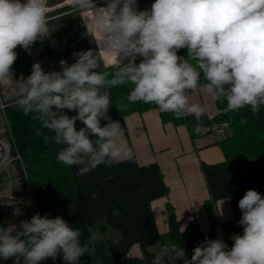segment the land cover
Wrapping results in <instances>:
<instances>
[{
    "label": "clouds",
    "instance_id": "obj_1",
    "mask_svg": "<svg viewBox=\"0 0 264 264\" xmlns=\"http://www.w3.org/2000/svg\"><path fill=\"white\" fill-rule=\"evenodd\" d=\"M74 4L76 10L94 11L103 48L116 55L113 70L97 71L101 61L92 50L73 52L70 65L61 59L60 71L46 72L34 63L15 90V105L53 133L37 130L45 143L62 146L56 159L76 166L77 175L133 156L126 142H118L124 130L109 115L110 88L132 86L117 111L137 102L154 104L178 120L194 117L197 134L205 130L207 111L190 102L198 88L226 101L225 115L245 107L255 115L264 107V0H154L148 10H139L137 0H105L99 8L94 0ZM48 13L47 0H0V82L12 81L18 46L31 55L33 45L48 37L50 22L60 19ZM181 49H187L186 57L178 55ZM77 121L83 125L79 130ZM238 207L243 234L231 235L230 249L221 238L206 237L189 259L185 248L169 242L151 264H166L169 256L183 264H264V196L247 190ZM87 231L82 241V231L62 217L37 213L18 226L0 227V260L41 264L62 257L65 264H80L95 251L97 232L91 226Z\"/></svg>",
    "mask_w": 264,
    "mask_h": 264
},
{
    "label": "trees",
    "instance_id": "obj_2",
    "mask_svg": "<svg viewBox=\"0 0 264 264\" xmlns=\"http://www.w3.org/2000/svg\"><path fill=\"white\" fill-rule=\"evenodd\" d=\"M60 19L53 20V29L43 43L44 58L60 71L59 61L73 60L72 53L81 50H92L98 53L101 68L97 71H112L106 67L95 38L92 34L82 33L79 28L78 15L69 7L60 8L57 13ZM67 13V15H63ZM60 42V43H58ZM56 43V45H52ZM18 56L13 65V73L17 77L29 76L35 63L31 55L21 47L15 49ZM187 56V49L178 52ZM75 62V61H74ZM140 58L137 59V63ZM131 85H122L108 89L112 95L109 115L114 121H122L135 112L157 110L154 104L137 102L129 104L126 111H117L119 101L127 96ZM1 99V98H0ZM16 98L3 103L5 115L13 134V154L21 155L23 163L17 162L21 183L24 188L30 186L40 208V215L52 218L62 217L72 227L82 231L81 240H87L91 226L97 232L95 251L91 256L84 255L80 264H151L155 254L146 246L149 242H158L160 246L169 242L185 248L190 259L195 248V237L192 230L180 232V224L170 212V230L161 235L152 212V202L167 195L168 189L164 177L157 164L139 165L136 158L121 160L111 166L99 165L85 175H77L76 166L64 165L56 159L60 145L45 143L43 135H53L42 128L33 115L25 116L15 105ZM126 104L128 103L125 99ZM218 114L213 118L203 116L204 129L212 133L216 126L227 124L231 135L219 141L225 161L217 165L202 164L210 193L214 200L228 199L236 204L247 190H256L264 196V107L253 115L250 107L238 112L222 114L226 101H216ZM0 104H2L0 100ZM158 111V110H157ZM69 116L75 112L65 110ZM159 112V111H158ZM162 122L174 125H186L193 137V126L197 123L194 117L175 119L172 113L159 112ZM244 120L246 122L242 123ZM101 121V124H106ZM77 129L83 127L77 121ZM93 139H95L93 137ZM43 186L46 187L43 190ZM237 225V224H236ZM0 227L6 229L4 212L0 209ZM238 227V225H237ZM233 228V231H235ZM114 233V234H113ZM234 234H237L234 232ZM115 240L107 239V236ZM229 238V249L233 241ZM142 246L143 259H131L129 252L132 246ZM166 264H182L171 256L166 257ZM1 264H15V258L8 261L0 260ZM23 264V262H21ZM41 264H65L62 257L51 259Z\"/></svg>",
    "mask_w": 264,
    "mask_h": 264
},
{
    "label": "crops",
    "instance_id": "obj_3",
    "mask_svg": "<svg viewBox=\"0 0 264 264\" xmlns=\"http://www.w3.org/2000/svg\"><path fill=\"white\" fill-rule=\"evenodd\" d=\"M190 102L205 106L204 116L213 118L218 114L216 101L203 88L190 96ZM119 123L124 131L118 142L128 144L139 165L157 164L164 177L168 193L151 205L161 235L170 230L169 211H174L184 232L192 230L196 242L206 237L221 238L229 247L228 237L234 232L243 234V228L237 227L242 215L238 203L214 200L203 172V163L217 165L225 161L218 137L221 133L216 127L212 133L205 129L193 137L186 125L162 122L157 110L132 113ZM146 246L154 253L159 251L156 241ZM129 257L143 259L142 246H132Z\"/></svg>",
    "mask_w": 264,
    "mask_h": 264
},
{
    "label": "rangeland",
    "instance_id": "obj_4",
    "mask_svg": "<svg viewBox=\"0 0 264 264\" xmlns=\"http://www.w3.org/2000/svg\"><path fill=\"white\" fill-rule=\"evenodd\" d=\"M94 2L96 4L97 8L105 6V0H94ZM47 3H48V7H49V13H48L49 16H56L57 17L60 14L59 12L57 13V11L60 8L69 7L72 11H74V14L78 15V17H79L77 23L79 24L80 31L82 33L86 32L88 34H92L88 29V25L90 23L88 22V20H85L83 17V13H85L86 11H90L92 9L76 10L74 0H71V1L70 0H47ZM153 3H154V0H137V7L139 10H148L151 8V5ZM52 22H53V20H52ZM52 29H53V24H49V32ZM92 35L96 39L95 35L94 34H92ZM45 38L46 37L42 38V40H38L33 45L32 49H31V56L34 59V62L40 63L46 72H52V71H54L53 65L49 64L43 56L44 48L42 45L45 42ZM58 43H60V42H58ZM52 45H56V43H52ZM97 46L99 49L98 42H97ZM99 52H100V50H99ZM67 63L70 65L71 63H74V61L68 60ZM26 77H28V76L17 77L14 73L12 76V81L0 82V98H1L0 100L2 103L9 101L12 98H16L15 90H16L18 84L20 83V80L22 78H26ZM5 118H6V116H5L4 112L3 113L0 112V130H3L6 126L5 122H6L7 118H6V120H5ZM6 128L8 130L7 133L11 132L8 121H7ZM216 129L218 130L219 133H221V135L218 136L220 140L225 139L226 137L231 135V130L227 124L216 126ZM0 134H2V133H0ZM6 136H8V135H6ZM11 136L12 137H9V140L11 142H14L12 132H11ZM20 157H21V155H20ZM16 163L17 162L9 165L8 168L6 169V172H2V177H1L2 179L0 181V192L5 191L6 187L11 186L14 192L23 196L24 199H27L30 196V193L28 190L29 186L25 190L24 186L21 183L20 174H19ZM20 163L21 164L23 163L22 157H21ZM9 181H11V184H8ZM28 202L29 201H26L27 204H29ZM4 221H5L6 228H9V227L14 226V225L16 226V224L20 223L22 221V218L14 216L11 212H4ZM107 239H112L114 241L115 237L113 238L112 236L108 235Z\"/></svg>",
    "mask_w": 264,
    "mask_h": 264
},
{
    "label": "built area",
    "instance_id": "obj_5",
    "mask_svg": "<svg viewBox=\"0 0 264 264\" xmlns=\"http://www.w3.org/2000/svg\"><path fill=\"white\" fill-rule=\"evenodd\" d=\"M3 105V103H2ZM0 112L5 114V105L3 108H0ZM6 116V115H5ZM6 120V118H5ZM7 126V120L5 122ZM0 130V181L2 177V172H6V169L9 165L15 162H21L20 154L17 152L13 154L14 142L9 140L11 132L7 133V128ZM8 135V136H6ZM11 184V181L8 182ZM43 190L46 189L45 186L42 187ZM27 188H25L26 190ZM30 196L27 199H24L23 196L14 192L11 186L6 187L5 191L0 192V209L3 212H11L14 216L22 218V221H28L35 214H40V208L35 198L33 189L29 186ZM29 201L27 204L26 201ZM10 214V213H9ZM20 223L16 224L18 226ZM202 241H197L195 247L199 245ZM1 264V263H0Z\"/></svg>",
    "mask_w": 264,
    "mask_h": 264
},
{
    "label": "bare ground",
    "instance_id": "obj_6",
    "mask_svg": "<svg viewBox=\"0 0 264 264\" xmlns=\"http://www.w3.org/2000/svg\"><path fill=\"white\" fill-rule=\"evenodd\" d=\"M22 2H25V0H22ZM83 17L85 20H88V22L90 23L88 25V29L96 37V41L98 42L99 50H100V54H101V57L103 59V62L108 67H111L113 65V61L116 59V55H115V53H109V52L104 50V48L102 46V36H101L100 32L98 31V25L95 22L94 11L93 10L86 11L85 13H83Z\"/></svg>",
    "mask_w": 264,
    "mask_h": 264
},
{
    "label": "water",
    "instance_id": "obj_7",
    "mask_svg": "<svg viewBox=\"0 0 264 264\" xmlns=\"http://www.w3.org/2000/svg\"><path fill=\"white\" fill-rule=\"evenodd\" d=\"M95 41H96V39H95ZM97 44V43H96Z\"/></svg>",
    "mask_w": 264,
    "mask_h": 264
}]
</instances>
